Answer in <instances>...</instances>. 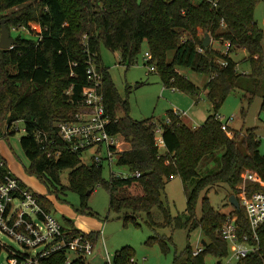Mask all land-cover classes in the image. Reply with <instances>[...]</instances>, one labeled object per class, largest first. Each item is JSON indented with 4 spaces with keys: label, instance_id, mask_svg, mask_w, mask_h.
Here are the masks:
<instances>
[{
    "label": "trees",
    "instance_id": "trees-1",
    "mask_svg": "<svg viewBox=\"0 0 264 264\" xmlns=\"http://www.w3.org/2000/svg\"><path fill=\"white\" fill-rule=\"evenodd\" d=\"M259 1L264 0H0V20L4 19L9 30L11 26L32 30L14 35L11 30L13 45L0 48V123L6 122L3 134L7 135L14 132V122L24 121L25 134L20 144L29 160L25 172L35 176L56 198L67 190L77 191L76 211L85 216L94 217L87 199L97 185H102L109 192V207L124 211V220L134 223L133 214L144 211L149 215L154 206L163 208L165 183L179 175L187 207L186 217L175 218L174 226L201 228L204 236L202 250L193 255V248L187 244L179 264H207V255L227 254V242L218 231L226 214L210 203L207 189L224 183L235 195L242 186L247 195L264 191V153L259 150L260 139L254 129L241 133L228 126L232 131L229 136L214 114L244 77L248 99L263 87L260 110H264V29L254 19ZM33 22L39 26L38 31L31 29ZM205 33L222 43L228 41L227 51L244 49L249 71L239 72L237 62L211 43L204 47ZM144 40L151 54L149 63L165 86L195 93L198 87L178 70L188 68L207 74L203 89L214 111L202 124L190 127L171 110L166 114L169 123L130 116L127 100L117 95L108 67L101 61L99 46L118 51L121 62L128 67L135 62ZM87 51L102 75L101 88L109 115L114 118L118 111L122 112L109 124L108 131L122 134L129 144L116 156V163L131 171L125 177L114 173L107 179L102 177L103 164L84 163L82 153L71 151L58 134L57 123L72 117L82 91L91 85L86 74ZM157 126L161 128L163 150L155 142ZM37 130L45 133V142L37 140ZM0 161L7 166L1 156ZM66 168L70 169L68 184L63 185L60 172ZM244 170L254 179L244 178ZM132 185L139 186L140 193L125 194ZM199 197L201 210L197 216ZM38 200L47 212L54 209L45 196L39 195ZM232 212L237 216L238 234L249 233L243 207L233 206ZM171 219L168 217L166 223L170 224ZM65 220L62 228L68 236L80 233L70 218ZM96 232L90 231L87 236L94 239ZM257 233L259 243L264 245V223ZM131 256L122 247L115 251L113 262L128 264ZM64 258L65 251L60 250L45 258L43 264H64ZM259 263V255L251 252L236 264ZM71 264L83 261L74 258Z\"/></svg>",
    "mask_w": 264,
    "mask_h": 264
},
{
    "label": "rangeland",
    "instance_id": "rangeland-1",
    "mask_svg": "<svg viewBox=\"0 0 264 264\" xmlns=\"http://www.w3.org/2000/svg\"><path fill=\"white\" fill-rule=\"evenodd\" d=\"M3 13L6 14V12ZM254 19L258 27L264 29V1H259L255 5ZM30 26L34 31L40 29L35 22L31 23ZM11 30L13 35L17 31L25 34L28 31L32 32V30L23 26H11L9 31ZM210 40L213 48L221 53H228L229 57L237 62L236 68L239 72L249 71L247 52L244 49L227 51L224 42L222 43L215 38H210ZM148 49V42L144 40L135 62L127 67L121 62L118 51L111 50L103 44L99 46L101 61L103 65L108 67L117 95L127 100L130 116L133 119L152 118L164 122L166 116H168L166 115L168 110H177L181 113L184 112L180 115V118H183V122L188 126L196 127L202 124L214 111L203 89L208 79L207 74L192 71L188 68L178 70L179 73H183L189 81L198 87L195 93L176 86L174 88L167 87L163 84L156 69L150 70V64L145 63L144 53ZM246 80L247 78L244 77L243 83L226 95L218 110L225 118L230 116L233 118L228 123L232 130L244 133L247 129H254L255 134L260 139L259 150L264 153V110H260L263 87L256 95L248 99L250 94L248 88L244 87ZM174 113L172 111L173 115ZM121 114L122 112L118 111V116ZM11 130H14V132L4 135L6 122L0 123V156L3 158L2 153H4L8 163H11L14 159L15 162L11 163L14 173L25 179L26 176L22 175V171L27 174L25 169L29 165V160L20 144V137L25 134L24 121L14 122ZM117 135L116 149L120 152L127 149L129 144L122 134L118 133ZM160 148L163 150L162 145H160ZM92 155L93 151L87 150L81 154L80 158L84 163H88L92 161ZM203 170L205 171V169ZM69 171L68 168L61 170V184H68ZM110 173L125 177L131 171L126 165L117 164L115 160L111 167L103 165L102 177L107 179ZM35 178L34 176L29 180L25 179V181L31 187L40 191L43 184ZM124 193H140V187L132 185ZM40 194L53 203L55 207L50 212L60 223H66L65 219L69 218V214H72L71 211H73L74 215L70 219L73 221L74 226L80 229H85L89 225L97 227L92 229L97 231L95 238L91 239L93 243L92 252L79 257L83 264H105L106 251L113 259L115 251L122 247H126L131 253L135 264H179L182 258L184 259L183 251L186 245L189 244L191 248H195L198 242H201V239L204 238L201 228L190 229L189 227L174 226L175 218L186 217L187 207V197L183 188V181L179 175L172 176L165 183L161 195L163 208L154 206L149 215L144 211L133 214L136 223L131 220L125 221L124 211H116L109 207V192L102 185H97L87 199L88 207L94 212V217L90 216L88 220L76 215L78 214L76 208L79 206L77 191L67 190L64 195L56 198L44 186ZM230 194L229 186L224 183L214 184L207 189L210 203L225 214L233 211V206L227 203ZM236 196L239 198L240 193H237ZM200 210L201 200L199 197L195 206L197 216L200 215ZM168 217H172L170 224L166 223ZM151 237L154 239H152V242L150 241ZM158 239H161V241ZM0 242L15 250H21L19 243L6 235L0 236ZM65 254L69 258L77 257L72 251H66ZM8 258L9 252L1 247L0 264H9ZM205 262L215 264L216 257L209 254L205 257Z\"/></svg>",
    "mask_w": 264,
    "mask_h": 264
},
{
    "label": "built area",
    "instance_id": "built-area-1",
    "mask_svg": "<svg viewBox=\"0 0 264 264\" xmlns=\"http://www.w3.org/2000/svg\"><path fill=\"white\" fill-rule=\"evenodd\" d=\"M83 43L86 45L85 36ZM224 43L228 50L230 43L228 41ZM198 50L202 49L199 47ZM150 58L151 54L146 51L145 63H149ZM149 64V69L154 70V65ZM86 65V74L91 85L82 91V99L72 117L57 123L58 134L69 144L71 151L84 153L92 150L91 162L111 167L119 152L116 149L118 133L109 132L108 126L115 122L118 116L113 118L107 111L101 88L102 75L96 68L93 55L88 51ZM172 111L179 117L184 114L177 110ZM214 118L220 121L221 129L231 136L232 131L228 123L233 118L231 116L225 118L219 112L214 114ZM164 122L169 123V119L166 117ZM35 136L40 143L45 142V133L41 130H37ZM155 142L159 147L164 145L159 126L155 128ZM243 177L254 179L247 170H244ZM241 188L237 200L239 206L244 209L250 232L240 236L236 214L234 212L226 214L225 222L218 231L227 242L228 252L216 257L215 264H236L251 252L259 255V264H264V245L259 243L257 233L260 225L264 223V191L256 190L247 195L244 186ZM39 195H41L39 191L26 184L9 166H3V162L0 161V236L6 235L14 239L21 248L15 250L0 242V248L4 247L9 252V264H43L45 258L60 250L74 252L77 259L83 254H90L93 243L87 234L92 230L86 231L76 226L80 233L68 236L67 230L62 228V223L39 202ZM202 246V243L198 242L192 254H198ZM73 259L65 254L64 264H71ZM105 264H114L107 251ZM128 264H135L132 257Z\"/></svg>",
    "mask_w": 264,
    "mask_h": 264
},
{
    "label": "water",
    "instance_id": "water-1",
    "mask_svg": "<svg viewBox=\"0 0 264 264\" xmlns=\"http://www.w3.org/2000/svg\"><path fill=\"white\" fill-rule=\"evenodd\" d=\"M1 30H0V48H9L14 43V38L11 35L9 29L4 24V19L0 20ZM210 43V36L208 33L204 34L203 46L206 47ZM228 203L235 208L239 207V203L235 194H230L228 197Z\"/></svg>",
    "mask_w": 264,
    "mask_h": 264
},
{
    "label": "crops",
    "instance_id": "crops-1",
    "mask_svg": "<svg viewBox=\"0 0 264 264\" xmlns=\"http://www.w3.org/2000/svg\"><path fill=\"white\" fill-rule=\"evenodd\" d=\"M211 41V40H210ZM205 92H206V90H205ZM183 119V118H182ZM2 153V152H1ZM2 156H3V159L6 161V163H7V166H9L11 169H12V164L11 163H14L15 161H14V159H12V161H11V163H8L7 161V158H6V155L4 154V153H2ZM12 171H13V169H12ZM14 172V171H13ZM15 175L17 176V177H19L21 180H23L26 184H28L26 181H25V179H30V178H33L34 176H29V175H27V174H25L23 171H22V175H25L26 176V178L24 179V177L22 178V177H20V176H18V174H16L15 173ZM35 180H36V178H35ZM40 183V182H39ZM28 185H30V184H28ZM31 186V185H30ZM42 186V189L44 188V186L43 185H41ZM34 188V187H33ZM35 189V188H34ZM42 189L39 191V190H37V191H39V192H42ZM54 204H55V202H54ZM55 207V206H54ZM71 213L72 214H69V218L71 217H73V215H74V212L73 211H71ZM77 216L79 215L80 216V218H85V219H90V216H85V215H80V214H76ZM92 219V218H91ZM83 221H85V220H83ZM98 226H99V223H98ZM91 228V229H90ZM93 228H97V227H93L92 225H89L88 227H86L85 229H83V230H92ZM92 231H94V230H92Z\"/></svg>",
    "mask_w": 264,
    "mask_h": 264
}]
</instances>
